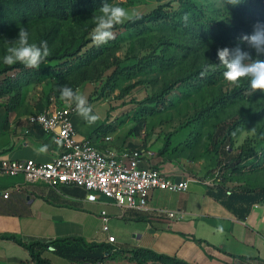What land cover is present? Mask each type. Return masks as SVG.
Here are the masks:
<instances>
[{
  "label": "rangeland",
  "instance_id": "1",
  "mask_svg": "<svg viewBox=\"0 0 264 264\" xmlns=\"http://www.w3.org/2000/svg\"><path fill=\"white\" fill-rule=\"evenodd\" d=\"M184 1L110 0L108 3L135 9L141 15L159 7L180 15ZM191 1L202 10L201 19L208 25L206 29L200 28L190 19L195 35L167 22L130 30L125 26L128 20L114 27L115 39L97 47L90 33L95 27L94 16L100 15L99 8L61 15L54 2L46 10L43 0H0V71L17 67L0 75V81L4 75L21 73L11 82L14 86L10 92L0 95V152L20 146L18 136L29 134H20L19 125L21 130L23 127L31 130L27 117L53 100L62 101L58 87L66 84L79 90L87 101L90 96L89 104H99L100 109L92 107L93 113L113 129L110 133L119 143L149 149L151 164L173 165L177 169L174 174L225 190L245 185L264 186V168L254 172L246 168L242 172L230 165L244 144L252 149V155H261L264 93L249 95L247 80H242L239 87L228 82L217 58L218 48H234L242 34L253 31L256 21L238 13L232 5L223 6L220 0ZM19 26L28 29L30 43L39 45L47 41L51 55L39 69L3 63L7 48L12 46L9 42L17 38ZM226 35H234L235 42L223 39ZM240 47L256 58L255 50L249 45L243 43ZM155 56L172 58L174 64L130 76L127 70L130 66L141 58ZM209 64L217 65L215 70L222 71L218 82L198 86L194 79H186ZM243 87H247L243 99L225 108H212L218 98ZM78 119L84 127L91 126L82 117ZM232 126L234 130L226 135L223 129ZM109 224L113 228L115 221Z\"/></svg>",
  "mask_w": 264,
  "mask_h": 264
},
{
  "label": "crops",
  "instance_id": "2",
  "mask_svg": "<svg viewBox=\"0 0 264 264\" xmlns=\"http://www.w3.org/2000/svg\"><path fill=\"white\" fill-rule=\"evenodd\" d=\"M89 105L100 109L97 103ZM78 117L76 113L73 123L80 139L102 123L101 118L84 127ZM28 125L31 130H21L19 125L20 134H29L18 136L20 146L0 152V165L3 159L54 161L59 148L45 133ZM122 143L115 138L116 145ZM44 145L47 151L39 153ZM157 167L177 179L185 178L174 174L177 169L173 165ZM230 194L231 190L220 193L218 187L194 182L187 191H153L149 211H125L97 193L78 187L54 189L41 182L31 183L23 173L0 171V264H34L30 251L8 239L10 235L29 243H47L43 256L53 264H169L157 260L140 263L123 256L100 260L105 249H87L90 244L108 243L110 235L125 251L149 249L189 264H264V201L251 203L230 198ZM102 211L110 215L111 223L115 221L108 234L101 229ZM171 212L175 215L170 216ZM68 248L73 252L64 255ZM84 253H89L93 262L89 257L85 260Z\"/></svg>",
  "mask_w": 264,
  "mask_h": 264
},
{
  "label": "built area",
  "instance_id": "3",
  "mask_svg": "<svg viewBox=\"0 0 264 264\" xmlns=\"http://www.w3.org/2000/svg\"><path fill=\"white\" fill-rule=\"evenodd\" d=\"M76 113L74 104L56 99L28 116V123L41 128L59 148L54 161L3 159L0 171L23 173L31 183L41 182L54 189L78 187L87 193L103 195L125 211L137 212L150 210L153 191H187L196 182L189 177L177 179L150 164L152 153L149 149L133 147L129 143L116 145L112 133L80 139L73 123ZM98 143L104 147H99ZM174 215V212L170 213V216ZM100 217L103 231L109 232L110 215L102 211ZM116 242L115 236L108 237L114 251L120 249Z\"/></svg>",
  "mask_w": 264,
  "mask_h": 264
},
{
  "label": "trees",
  "instance_id": "4",
  "mask_svg": "<svg viewBox=\"0 0 264 264\" xmlns=\"http://www.w3.org/2000/svg\"><path fill=\"white\" fill-rule=\"evenodd\" d=\"M110 0H43L44 8L46 10L50 9L51 3H57V10L59 13L65 15H71L73 12L78 11L81 13L92 12L102 6L104 2H109ZM233 6V5H232ZM238 13L253 19V21H260L264 23V0H242V2L236 6H233ZM182 14L178 13H170L163 10L162 7L157 8L152 13L147 15H141L142 18L139 20H129L126 23V28L130 30L135 29H144L146 27H150L153 23L158 22H167L171 26L184 31L185 33L195 35V30L190 23L187 27L184 26L183 15L188 13L190 15V19L194 20L197 24H199L200 28H208L206 22L201 19L202 10L198 7L196 3L191 0H186L183 2L182 10L180 11ZM252 32V31H251ZM249 32L248 34H250ZM223 39H227L230 43L235 42L234 35H226ZM91 51V50H90ZM89 51V52H90ZM174 64L172 58H167L165 56H155V57H144L141 58L137 63L130 66L127 70H129V74L131 77H137L143 73H146L154 68H162L166 69L171 67ZM17 68L16 66L12 68L5 69L0 71V75L5 74L8 70H12ZM204 67L198 71H195L189 75H187L186 79H194L195 84L198 86H206L211 85L218 82L222 76L221 70H209L208 74L205 77H201L200 73L203 71ZM21 73H16L13 75H4L3 79L0 81V95H4L10 92V89L13 88L12 81H15L17 77L20 76ZM245 90L247 87H243L242 89L234 90L229 94L223 95L218 98L212 105V108H225L232 103H235L245 97ZM91 101V97L89 99ZM92 102V101H91ZM91 104V103H90ZM39 132L44 133V131L36 127ZM235 127H227L224 128V132L226 135H230L231 131L234 130ZM113 131L112 128L106 127L105 123L102 122L94 131L90 134L92 135H105ZM226 152L229 154V148L226 149ZM252 149L246 148L245 144L242 145L241 151L238 155H235L230 165H233L234 170L245 171L247 168L250 172H254L264 168V148L260 149L261 155H252ZM253 158V159H252ZM243 164V165H242ZM243 167H240V166ZM220 193H226L228 190L222 189L220 187ZM230 198L248 200L251 203L263 202L264 201V186H257L251 189H242L236 188L231 190ZM8 239L13 240L20 244L21 246L27 248L32 257V261L34 264H53L52 261L43 256L44 249L47 248L48 244L43 242H26L21 238H18L15 235L7 236ZM94 247L105 249L103 255H101L98 259L104 260L109 258H116L119 256H123L131 261L136 262H145L149 260H157L164 261L169 264H189L184 261H180L175 258H171L165 255H160L149 249H138V250H129L125 251L124 249L113 250V246L110 243H100V244H90L87 246V249L91 251ZM59 250V249H58ZM70 252V253H69ZM73 252L72 248H68L64 255H70ZM63 254V253H62ZM89 253H84L83 258L89 257V261L93 262L90 258Z\"/></svg>",
  "mask_w": 264,
  "mask_h": 264
},
{
  "label": "clouds",
  "instance_id": "5",
  "mask_svg": "<svg viewBox=\"0 0 264 264\" xmlns=\"http://www.w3.org/2000/svg\"><path fill=\"white\" fill-rule=\"evenodd\" d=\"M242 0H220L223 6L240 4ZM100 15L94 16L95 27L90 33L93 44L97 47L107 44L115 39L113 29L128 20H139L141 14L135 10H128L117 3L104 2L99 8ZM184 26L187 27L190 15H183ZM30 33L27 28L19 26L17 38L9 42L12 46L8 47L3 57V63L12 66L17 63L22 64L28 69H39L47 58L51 55L47 41H41L38 44L30 43ZM246 43L255 50L256 58L253 59L250 52L240 47V44ZM264 23L257 21L253 25V31L250 34H242L239 37V43L234 48L222 47L217 49V58L219 66H223L224 78L236 85L240 86L242 80H247L249 84V95L255 92L264 93ZM217 65H206L200 73L201 77H205L209 70H215ZM60 99L68 104H74L77 114L82 117L87 124H94L99 117L93 113L92 107L89 105L86 97L79 93V90L66 84L58 87ZM255 131V128H252ZM47 145L38 149L39 153L47 151Z\"/></svg>",
  "mask_w": 264,
  "mask_h": 264
}]
</instances>
